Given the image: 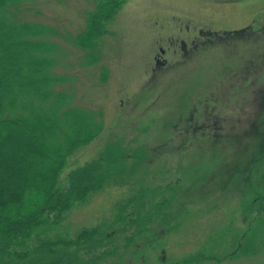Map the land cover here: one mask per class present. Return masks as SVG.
<instances>
[{
	"label": "rangeland",
	"instance_id": "rangeland-1",
	"mask_svg": "<svg viewBox=\"0 0 264 264\" xmlns=\"http://www.w3.org/2000/svg\"><path fill=\"white\" fill-rule=\"evenodd\" d=\"M97 2L21 4L24 20L49 30L50 70L65 80L57 88L99 122L71 162L115 148L124 160L59 225L39 231L109 227L120 252L102 264H264V0H122L82 48L67 37L86 28ZM141 192L168 203L171 218L124 248L134 227L116 223L118 205Z\"/></svg>",
	"mask_w": 264,
	"mask_h": 264
},
{
	"label": "trees",
	"instance_id": "trees-1",
	"mask_svg": "<svg viewBox=\"0 0 264 264\" xmlns=\"http://www.w3.org/2000/svg\"><path fill=\"white\" fill-rule=\"evenodd\" d=\"M24 1L0 0V264H102L120 252L106 231L109 227L55 237L39 231L59 225L73 205L102 186L111 168L117 170L124 160L115 148L110 154L71 162L74 152L98 137L99 122L70 106L67 93L57 88L65 80L50 70L54 48L49 30L21 17ZM121 2L99 0L87 13L86 28L67 38L91 48ZM141 193L118 205L123 209L116 223L126 220L134 227L125 236L124 248L147 224L166 213L171 218L172 210L162 208L168 203L142 199ZM128 205L147 210L126 212ZM128 213L135 218L127 219Z\"/></svg>",
	"mask_w": 264,
	"mask_h": 264
}]
</instances>
